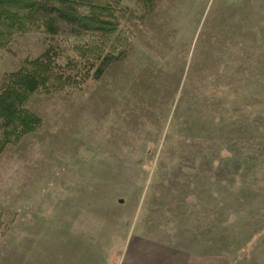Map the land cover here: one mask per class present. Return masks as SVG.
<instances>
[{
	"label": "rangeland",
	"instance_id": "obj_1",
	"mask_svg": "<svg viewBox=\"0 0 264 264\" xmlns=\"http://www.w3.org/2000/svg\"><path fill=\"white\" fill-rule=\"evenodd\" d=\"M105 1L120 36L97 52L125 47V60L32 96L43 128L0 153V264H118L134 237L189 264H264V0ZM41 37L17 36L0 73ZM214 75L245 119L214 132L212 152L192 103Z\"/></svg>",
	"mask_w": 264,
	"mask_h": 264
},
{
	"label": "trees",
	"instance_id": "obj_2",
	"mask_svg": "<svg viewBox=\"0 0 264 264\" xmlns=\"http://www.w3.org/2000/svg\"><path fill=\"white\" fill-rule=\"evenodd\" d=\"M139 1L146 7L154 2ZM112 9L105 0H0V60L17 36L42 34L37 55L24 57L14 70L0 73V153L10 143L43 128V119L26 107L32 96L65 89L75 92L99 81L111 65L125 60V47L116 53L97 52L101 37L111 32L120 36V24L107 13ZM69 51L73 56L68 57ZM214 81L215 85L206 82L209 91L206 87L195 92L192 103V115L208 127L212 152L218 144L213 133L222 132L225 122V128L233 132L231 118L245 119L243 109L227 101L228 95L236 93L232 79L214 75Z\"/></svg>",
	"mask_w": 264,
	"mask_h": 264
},
{
	"label": "crops",
	"instance_id": "obj_3",
	"mask_svg": "<svg viewBox=\"0 0 264 264\" xmlns=\"http://www.w3.org/2000/svg\"><path fill=\"white\" fill-rule=\"evenodd\" d=\"M126 254L118 264H189L186 253L143 237H134L127 246Z\"/></svg>",
	"mask_w": 264,
	"mask_h": 264
}]
</instances>
